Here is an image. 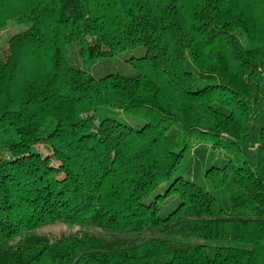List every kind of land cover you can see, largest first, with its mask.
<instances>
[{
	"label": "trees",
	"instance_id": "1",
	"mask_svg": "<svg viewBox=\"0 0 264 264\" xmlns=\"http://www.w3.org/2000/svg\"><path fill=\"white\" fill-rule=\"evenodd\" d=\"M9 26L0 264H264V0H0Z\"/></svg>",
	"mask_w": 264,
	"mask_h": 264
},
{
	"label": "rangeland",
	"instance_id": "2",
	"mask_svg": "<svg viewBox=\"0 0 264 264\" xmlns=\"http://www.w3.org/2000/svg\"><path fill=\"white\" fill-rule=\"evenodd\" d=\"M21 30L22 27L18 26L17 28L13 27V26H9L6 29H4L3 31L0 32V53H2L7 46V39L14 33H16V31ZM141 55H143V50L141 47H138L136 49H132V50H127L121 54H119L118 56L112 58V59H99L96 60L95 63H93L90 67H89V71L91 74H94L96 77H98L99 75H103L106 72H110V73H125V74H131L133 73V68L131 67V65L128 63L129 59H132L134 57H140ZM73 58H75V55H73ZM258 123H261V120L258 121ZM257 135L255 132L253 134V139L255 140ZM37 149L42 153V154H47V151L41 147L38 146ZM49 230L54 231L56 233H61V231H65L64 227H52L49 228ZM100 235V234H98Z\"/></svg>",
	"mask_w": 264,
	"mask_h": 264
}]
</instances>
